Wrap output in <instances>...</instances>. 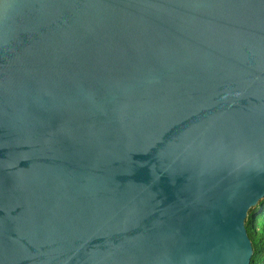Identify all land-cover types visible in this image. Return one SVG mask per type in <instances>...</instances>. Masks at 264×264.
I'll return each mask as SVG.
<instances>
[{
  "label": "water",
  "instance_id": "obj_1",
  "mask_svg": "<svg viewBox=\"0 0 264 264\" xmlns=\"http://www.w3.org/2000/svg\"><path fill=\"white\" fill-rule=\"evenodd\" d=\"M264 0H0V264H251Z\"/></svg>",
  "mask_w": 264,
  "mask_h": 264
},
{
  "label": "trees",
  "instance_id": "obj_2",
  "mask_svg": "<svg viewBox=\"0 0 264 264\" xmlns=\"http://www.w3.org/2000/svg\"><path fill=\"white\" fill-rule=\"evenodd\" d=\"M246 227L254 248L251 264H264V200L250 212Z\"/></svg>",
  "mask_w": 264,
  "mask_h": 264
}]
</instances>
